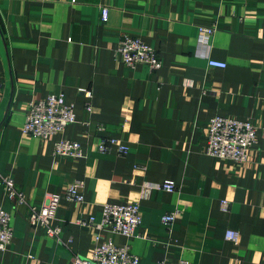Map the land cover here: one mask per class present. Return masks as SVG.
<instances>
[{"label": "crops", "instance_id": "obj_1", "mask_svg": "<svg viewBox=\"0 0 264 264\" xmlns=\"http://www.w3.org/2000/svg\"><path fill=\"white\" fill-rule=\"evenodd\" d=\"M199 25L215 28L208 45L197 42ZM124 35L153 47L161 66L124 65L114 56ZM0 79V173L27 201L16 205L0 183L12 226L0 264H71L90 255L95 236L127 244L139 264H264V0H0ZM79 88L92 92L90 111ZM52 93L73 103L75 121L47 139L22 134L28 104ZM215 115L255 125L244 163L204 153ZM109 136L128 152H99ZM61 138L78 141L83 157H55ZM165 179L174 192L156 188ZM75 180L84 201H60L59 237L30 225L29 207ZM124 202L142 217L131 237L99 225L104 203ZM171 211L168 227L161 216ZM89 216L91 226L76 222Z\"/></svg>", "mask_w": 264, "mask_h": 264}, {"label": "built area", "instance_id": "obj_2", "mask_svg": "<svg viewBox=\"0 0 264 264\" xmlns=\"http://www.w3.org/2000/svg\"><path fill=\"white\" fill-rule=\"evenodd\" d=\"M108 9L101 7L100 16L106 20ZM214 26L199 25L197 42L201 45H208L210 37L214 33ZM114 56L128 67L145 65L150 72L161 66L157 51L149 44L138 37L124 35L118 42ZM207 65L212 68H224L226 63L217 59L207 57ZM0 79V91L2 89ZM87 99L86 109L90 111L89 100L92 92L86 88H79ZM75 121L74 105L67 102L63 93H52L45 98L31 101L27 107L24 123L21 126V133L26 136L47 139L50 136L62 132L63 129ZM264 137V129L261 130ZM256 140V127L248 120H241L233 117L215 115L211 117L206 129V143L204 153L222 160L242 164L247 160L248 153ZM111 147H116L117 153L124 155L128 152L127 146L115 137H104L99 140L97 150L106 153ZM53 155L55 157H69L78 159L83 157V151L78 141L68 138H61L54 142ZM0 183L8 199L16 205L25 204L26 196L14 183L12 177L0 173ZM83 180H75L65 185L61 192H51L45 197L44 203L39 206L29 207V223L33 227H41L48 236L58 238L60 227L53 225L56 209L61 200H69L74 203H83ZM157 189L167 192L176 190V183L172 179H165L160 182ZM229 201L222 199L220 209L227 212ZM178 211L164 213L161 222L170 227L177 217ZM10 214L0 207V251H4L11 241L12 226ZM142 220L139 204L136 202L104 203L101 209L99 225L112 233L125 237L134 235L135 229ZM79 225L91 226L95 222L94 216L79 218L76 220ZM225 239L236 242L238 232L227 230ZM139 257L130 251L127 244L115 245L110 240L101 241L98 236L94 237V243L88 257L75 255L71 264H139ZM176 264H191L185 259H179Z\"/></svg>", "mask_w": 264, "mask_h": 264}]
</instances>
